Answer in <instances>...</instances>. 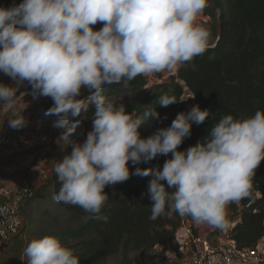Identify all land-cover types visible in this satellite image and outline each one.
I'll list each match as a JSON object with an SVG mask.
<instances>
[{"label": "clouds", "instance_id": "1", "mask_svg": "<svg viewBox=\"0 0 264 264\" xmlns=\"http://www.w3.org/2000/svg\"><path fill=\"white\" fill-rule=\"evenodd\" d=\"M206 7L208 0H22L0 7V76L15 81L0 82V103H13L25 83L34 95L51 97L46 114L57 117L55 127L66 129L59 138L65 143L80 123L76 118H88L94 109L84 142L73 143L53 165L60 184L57 203L107 222L105 188L133 174L151 175L149 219L178 214L222 228L228 206L250 195L264 161V109L245 118L225 115L204 140L180 151L193 124L204 123L210 110L193 106L144 138L140 129L161 119L157 107L129 113L104 93L105 86L174 72L204 54L209 32L197 21ZM98 23L103 27L96 30ZM83 90L90 94L81 98ZM178 101L185 99L162 95L158 106ZM8 121L12 128L26 124L19 116ZM169 153L162 169L133 173L131 165ZM24 256L28 264H81L55 235L33 239Z\"/></svg>", "mask_w": 264, "mask_h": 264}, {"label": "trees", "instance_id": "2", "mask_svg": "<svg viewBox=\"0 0 264 264\" xmlns=\"http://www.w3.org/2000/svg\"><path fill=\"white\" fill-rule=\"evenodd\" d=\"M19 3L22 0H0V7H11ZM202 14L216 22L215 44L181 67L168 83L158 86L156 94L124 105L129 113H140L149 105L157 107L161 119L140 129L142 137L147 138L158 129L169 127L179 113L187 112L185 101L159 107L160 96L167 95L176 99H184L186 95L194 96L195 106L199 105L202 110L208 109L211 114L204 123L193 124L192 134L180 145V151L204 140L211 127L223 116L231 114L236 118H245L264 109V0H208V7ZM146 78L137 76L127 85L105 86L104 93L113 101L136 96L147 87ZM31 89V85L25 83L20 87L15 100L30 93ZM87 92L83 90L81 94ZM39 97L32 93L29 99ZM53 104L50 99L49 102L40 104L38 109L30 110L28 120L41 124L57 120L56 116L46 114ZM92 111L94 109L90 110L88 116L92 117ZM54 130L51 127L46 133L42 130L33 133V138L37 140L48 135L49 142L33 149L31 155L47 146L49 148L45 153V161L50 162L58 158L60 153L70 152L73 143L79 142L73 134L70 135L69 143L62 142L59 137L65 130ZM164 163L161 159H155L132 168V171L135 173L136 168L157 166L162 169ZM152 178L151 175L133 174L123 183L107 186L105 192L109 194V199L102 211V215L108 217L107 222L92 218L91 214L78 206L57 203L53 199L60 188L56 175L44 180L38 179V183L32 187V196H24L20 201L24 227L11 242L18 246L22 231L29 229L30 221L37 211L46 207L81 224L75 230L43 234L55 235L70 245L80 257L81 264H104L121 254H139L141 259L157 260L159 248L178 253L180 245L177 233L182 222L191 217L178 214L169 217L165 214L155 220L149 219L153 202L147 189ZM226 216L234 222L230 240L238 247H257L264 240V161L253 178L250 195L239 203L230 204ZM137 261L138 259L123 261L120 264H133Z\"/></svg>", "mask_w": 264, "mask_h": 264}, {"label": "rangeland", "instance_id": "3", "mask_svg": "<svg viewBox=\"0 0 264 264\" xmlns=\"http://www.w3.org/2000/svg\"><path fill=\"white\" fill-rule=\"evenodd\" d=\"M198 24L204 27L209 32V46H213L216 42V38L214 35V28L216 26V22L214 20H209L208 17L201 14L198 17ZM178 71V70H177ZM177 71L174 72H162L155 74L151 77H147V87L141 91L136 96H127L122 99H116L114 102H117L118 105L120 104H127L134 101H140L142 98L151 96L157 93V87L168 83L170 79L176 75ZM0 82L6 84V85H13L15 81H13L8 76H0ZM118 85V84H116ZM120 86V85H118ZM19 90L17 91V94L19 93ZM33 91L31 89L30 93L23 94L18 99H16L13 103H0V112H6L9 114V119L14 118L13 114L14 112H21L20 116H25L24 118L26 121L25 126L29 129H32V133H35V131L42 130L46 133L49 128H57L55 127V121L51 122H45L43 124L37 122V121H30L28 120V114L30 110L38 109L40 104L46 103V101H50L51 97H44L40 96L39 98L30 100L29 97L32 95ZM90 93L87 92L85 94H81V98L84 96L89 95ZM192 96H185V103L187 106V112L191 110L193 106H195ZM5 106V107H2ZM76 119L80 120V123L76 130L72 133L74 135V138H76L79 142H84L86 139V136L89 131L92 130V123L93 118L88 116V118H82L77 117ZM66 131V129H64ZM55 131V130H54ZM47 139L46 142H43L41 140H37L34 142V146L30 147L31 141L25 140L23 138H19L20 142V148L18 149L19 152H25L26 157L23 161L26 163V166L24 169V172H21V179H28V181L33 182L37 181V179L44 180L48 176L55 175L53 169V165L56 163V160H60L63 158L64 155H66L69 152H62L56 159H52L50 162L45 161V153L46 150L49 147H41L42 150H38L37 154L31 155L30 152H32L33 149H38L40 146L46 145L49 142L48 135H44ZM60 138V137H59ZM70 138H68V142L70 141ZM26 150V151H24ZM171 158V153H169L167 156H157L155 159H161L162 161H166L167 159ZM152 161V160H151ZM145 164L141 162L137 165H130L132 168ZM22 166V165H21ZM35 186V183L34 185ZM228 217V216H227ZM81 226L80 223H75L71 221L66 215L58 214L46 207H42L40 211H37L36 216L30 221L29 229L22 231V235L20 236L19 240V249H16L18 246L15 242H11L3 251L0 253V264H28L26 257L24 256V250L27 247V245L35 238H41L44 237L43 234L49 233V232H63V231H71L79 228ZM68 245V244H67ZM70 246V245H68ZM19 250V251H17ZM169 251H165L161 248L157 250V254H159V258L157 260L149 259V258H139V254H129L124 255L121 254L119 256L113 257L104 264H120L123 261H129V260H137V262L133 264H172V258L166 255ZM173 253L171 252L170 255Z\"/></svg>", "mask_w": 264, "mask_h": 264}, {"label": "built area", "instance_id": "4", "mask_svg": "<svg viewBox=\"0 0 264 264\" xmlns=\"http://www.w3.org/2000/svg\"><path fill=\"white\" fill-rule=\"evenodd\" d=\"M96 30L103 27L98 23ZM41 141L46 142L43 138ZM20 142L10 123L6 122L0 127V151L4 149L18 150ZM32 196V187L28 182L24 183L22 191L15 198L9 193L0 192V251L4 250L24 227V220L20 215V201L22 197ZM184 240L180 244L179 252L174 253L179 264H264V248L238 247L229 240L227 243L214 247L209 239L201 236L194 225L187 221L182 222Z\"/></svg>", "mask_w": 264, "mask_h": 264}, {"label": "crops", "instance_id": "5", "mask_svg": "<svg viewBox=\"0 0 264 264\" xmlns=\"http://www.w3.org/2000/svg\"><path fill=\"white\" fill-rule=\"evenodd\" d=\"M21 113H23L22 110L21 112H14V118L16 116H19L20 119H23L26 115L20 116ZM9 117V114H7L6 112H0V127L6 122L9 123ZM13 129L14 133L18 136V138H20V140L21 138H23L26 141H31L30 147H33L35 145L34 142L36 141V139L33 138L32 129H29L27 127ZM25 155V152H19V150L4 149L0 151V192L5 191L6 193H9L11 198H15L17 193L22 191L25 182L31 184V187H33L34 183H38V179L37 181H34V183L28 181V179L26 178L21 179V172H24V169H26V163H24L23 161L25 158H27ZM0 201L5 202L7 200ZM186 221L194 225L198 233L201 236L209 239L210 243L214 247H218L227 243L230 240V232L234 227V222L230 219L229 216L225 217V225L222 228H215L208 225L197 224L192 220V218H189ZM184 238V231L182 228H180L177 233V241L179 245L182 243ZM259 246L264 248V240L259 243ZM172 256V264H179V261L175 257L174 253L172 254Z\"/></svg>", "mask_w": 264, "mask_h": 264}]
</instances>
